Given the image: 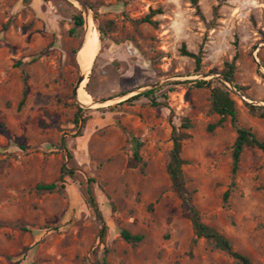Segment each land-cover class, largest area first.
I'll use <instances>...</instances> for the list:
<instances>
[{"label": "rangeland", "instance_id": "obj_1", "mask_svg": "<svg viewBox=\"0 0 264 264\" xmlns=\"http://www.w3.org/2000/svg\"><path fill=\"white\" fill-rule=\"evenodd\" d=\"M83 1L96 25L89 13L72 33L73 0H0V264H241L196 237L183 213L166 168L173 127L186 134L181 169L200 220L264 264V153L244 146L232 174L230 117L208 130L218 86L238 125L264 141V0ZM156 9L155 24L139 21ZM89 22L102 33L79 90L91 96L84 103L115 100L80 107L72 89ZM182 43L202 48L198 70ZM231 62L230 84L258 104L221 79ZM158 81L148 95L116 99ZM122 229L143 238L132 245Z\"/></svg>", "mask_w": 264, "mask_h": 264}, {"label": "trees", "instance_id": "obj_2", "mask_svg": "<svg viewBox=\"0 0 264 264\" xmlns=\"http://www.w3.org/2000/svg\"><path fill=\"white\" fill-rule=\"evenodd\" d=\"M156 13H159V9L150 10L147 14L142 16L139 19V21L155 24L154 20H152V16ZM72 21H73V27L71 28L70 32L73 33L76 27H83L84 25V18L82 12L77 10V13L73 14L72 16ZM99 32L102 33V30L100 28H99ZM180 51L181 54L194 58L196 70L200 68L201 58H202V48H200L199 51L195 53L187 50L185 44L182 43ZM228 64H229L228 70L225 73H223V75L227 80L232 81L233 64L232 62ZM195 84L200 87L203 86L209 87L211 86V80H197L195 81ZM151 91L152 90H148L133 95L129 99L124 101L135 99L140 95H148ZM210 92H211V109L215 113L219 114L220 117L215 123H211L208 125V130L212 131L215 127L221 125L224 122L226 116H229L231 124L236 131V138L233 142V147H232V166H231V173L235 174V172L238 169L240 154L242 152L243 147L244 146L257 147L260 150H262V152L264 153V141L260 140L255 135V133L251 131L249 128H245L238 125L235 102L231 98L227 90H223L218 86H212ZM22 102L23 99L20 101V104ZM248 107L252 112H254L256 109L254 106L251 105ZM75 121L77 122V117L75 118ZM181 126L187 128L189 126V123L185 122ZM185 137H186L185 132L179 131L175 127L172 128V135H171L172 148L170 150L169 161L167 163L166 168L170 176L174 190L180 195L182 199L183 213L186 217H188L191 220V223L195 230L196 237H205L206 239L212 240L217 248L225 251L228 255L237 259L241 264H255L249 259L247 255L234 250L232 248L230 240L227 237H225L222 233L218 232L216 229L204 224L200 220L199 212L192 204L191 192L188 191L185 187V178L181 169V165L185 163V160H183L180 157V143L181 140L184 139ZM139 145H140L139 143H136L135 149L133 151V157L135 160L140 159L138 153ZM263 165H264V160H263ZM63 173H66L70 176L73 175L72 170H66V172L62 171V174ZM231 184L233 185V182H231ZM56 185L57 184L55 182L46 183V184L39 183L36 185V188L39 190L51 191L56 187ZM227 195H228V190L225 191L224 197H227ZM90 202H92V204L95 205V202H93L92 198H90ZM105 229L106 227L105 225H103L100 233L101 239H103L105 235ZM120 235L126 242L131 243L132 245H136L143 238L142 234H137V233L132 234L126 229H122L120 231Z\"/></svg>", "mask_w": 264, "mask_h": 264}, {"label": "water", "instance_id": "obj_3", "mask_svg": "<svg viewBox=\"0 0 264 264\" xmlns=\"http://www.w3.org/2000/svg\"><path fill=\"white\" fill-rule=\"evenodd\" d=\"M73 1L77 3L78 7L80 8V10H81V12H82V15H83V18H84V24L86 23V15H87L88 13H90V14L92 15V19H93V21H94V23H95V25H96V22H95V16H94L93 13H91V11H90V7H89V6H88L83 0H73ZM85 29H86V27H85ZM96 31H97V33H98V39H99V33H100V32H99V27H98V26H96ZM85 41H86V31H85V34H84V37H83V40H82V43H81V46H80V47H82V45L84 44ZM80 47H79V48H80ZM77 52H78V50H77ZM76 56H77V53H76ZM94 57H95V56H94ZM93 59H94V58H93ZM92 62H93V61H92ZM92 62H91V64H92ZM256 63H257V65H258L259 67H262L261 64H260L259 62L256 61ZM90 66H91V65H90ZM263 70H264V69H263ZM88 71H89V69H88ZM88 71H87V72H83L82 70H80V72H79V74H78V76H77V78H76V80H75V84H74V86H73L72 93H73V95H74V97H75L76 99H77L78 89H79L81 83L83 82V80L86 78V75H87ZM206 75H209V74H203V77L206 76ZM221 79H222L224 82L227 83L228 87H229V88H230V89H231V90H232V91H233L238 97H240L242 101H244V102H246V103H249V104H252V105L258 104L257 102H253V101H251V100L245 98L243 95H241V94L239 93V91L236 90V88H235L234 86H232V85L230 84V81L227 80L225 77H221ZM162 83H163L162 81L153 82V83H151V84H149V85H147V86H144V87H142V88H139V89H137V90H135V91L127 92V93H125V94H122V95L118 96L116 99H117V100L122 99V98H125V99H126V98H127L129 95H131V94H134V93H135L134 95H136V94H139V93H142V92L148 91V90H150V89H152V88H155V87L161 85ZM132 96H133V95H132ZM130 97H131V96H130ZM109 100H115V98H109V99H103V100H98V101H92V102H90V103H81V102H79L78 100H76V102H77L78 106H80V107H86V106H96V105H100V104H105V103H107Z\"/></svg>", "mask_w": 264, "mask_h": 264}, {"label": "bare ground", "instance_id": "obj_4", "mask_svg": "<svg viewBox=\"0 0 264 264\" xmlns=\"http://www.w3.org/2000/svg\"><path fill=\"white\" fill-rule=\"evenodd\" d=\"M88 24L89 27L88 26L86 27V38L88 32H90V39L86 44H84V46L80 49L79 52V61L82 67L81 70L82 69L85 70V71L82 70L83 72H87L88 69H90L91 62L93 61L94 55L96 54L95 50L98 49V45H99V39L97 35H92L93 31H91L90 22ZM85 80L86 78L83 80L80 87L83 85ZM78 91H79L78 97L82 103L89 102L91 100V96L85 91H83V88H81L80 90L78 89Z\"/></svg>", "mask_w": 264, "mask_h": 264}]
</instances>
